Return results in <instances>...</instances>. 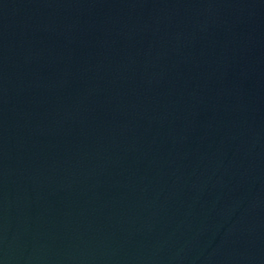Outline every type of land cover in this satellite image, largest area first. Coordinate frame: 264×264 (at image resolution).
I'll use <instances>...</instances> for the list:
<instances>
[{
    "label": "water",
    "instance_id": "water-1",
    "mask_svg": "<svg viewBox=\"0 0 264 264\" xmlns=\"http://www.w3.org/2000/svg\"><path fill=\"white\" fill-rule=\"evenodd\" d=\"M0 264H264V0H0Z\"/></svg>",
    "mask_w": 264,
    "mask_h": 264
}]
</instances>
